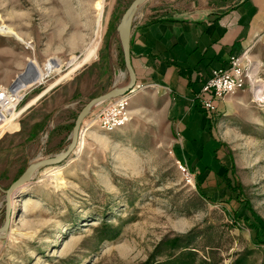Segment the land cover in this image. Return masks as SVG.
Wrapping results in <instances>:
<instances>
[{"label": "rangeland", "instance_id": "obj_1", "mask_svg": "<svg viewBox=\"0 0 264 264\" xmlns=\"http://www.w3.org/2000/svg\"><path fill=\"white\" fill-rule=\"evenodd\" d=\"M132 1L0 0V85L25 74L18 83L30 87L18 127L8 119L0 132V226L9 185L66 149L89 100L127 83L115 28ZM192 1L146 0L136 13ZM245 73L243 88L209 113L210 174L179 160L181 136L161 100L135 91L123 127L89 125L78 146L36 168L10 198L0 264H264V26L246 48ZM56 80L54 88H77L65 104L79 101L58 107L51 124L44 106L25 108Z\"/></svg>", "mask_w": 264, "mask_h": 264}, {"label": "crops", "instance_id": "obj_2", "mask_svg": "<svg viewBox=\"0 0 264 264\" xmlns=\"http://www.w3.org/2000/svg\"><path fill=\"white\" fill-rule=\"evenodd\" d=\"M150 13L143 9L135 13L131 25L129 55L135 75L133 92L161 100V112L181 136L177 138L179 160L199 176L208 175L209 168L216 169L217 162L209 129L210 114L194 98L213 69L246 51L262 31L264 0H196L165 13ZM34 72L29 79H36L38 73ZM23 77L27 78L22 74L18 80ZM57 82L50 83L45 92L32 99L25 111L35 105L44 106V115L52 124L59 113L58 107L73 110L79 98L66 104L62 100L65 92L72 95L77 88H54ZM10 120L9 129L17 128V122Z\"/></svg>", "mask_w": 264, "mask_h": 264}, {"label": "built area", "instance_id": "obj_3", "mask_svg": "<svg viewBox=\"0 0 264 264\" xmlns=\"http://www.w3.org/2000/svg\"><path fill=\"white\" fill-rule=\"evenodd\" d=\"M245 53L246 51L230 57L226 65L212 70L210 77L195 95L196 104L212 114L217 110L218 100L243 88L246 80ZM29 88L20 86L18 78H15L7 86L0 85V125L6 119L11 118L14 121L19 117L21 114L19 106ZM132 92L133 89L98 104L87 114L88 125L85 127L96 125L105 131L123 127L130 120L128 108ZM178 163L181 169L186 172L187 178H190L189 171L179 160Z\"/></svg>", "mask_w": 264, "mask_h": 264}, {"label": "water", "instance_id": "obj_4", "mask_svg": "<svg viewBox=\"0 0 264 264\" xmlns=\"http://www.w3.org/2000/svg\"><path fill=\"white\" fill-rule=\"evenodd\" d=\"M146 0H133L127 9L122 14L118 24L116 25V33L118 36V41L120 43L122 56H123V63L128 75V81L125 85L115 87L108 92L92 98L89 100L79 111L76 119L74 121V126L71 131V140L68 146L64 151L56 153L54 156L41 158L40 160L34 161L30 163L24 171L9 185V187L5 190L6 192V217L3 224L0 226V237H4L8 230L9 222H10V193H12V197L17 194V190L19 187L24 185L26 182L29 181L31 178L32 173L35 171L36 168L40 166L54 164L61 161L65 158L76 146L78 142V138L80 136V129L81 123L83 119L87 116V114L95 108L101 102L106 100L112 99L114 97L120 96L125 94L126 92L133 89L135 84V75L130 63V55H129V45H130V31L131 25L134 18L135 13L140 8V6ZM29 68V67H28Z\"/></svg>", "mask_w": 264, "mask_h": 264}, {"label": "bare ground", "instance_id": "obj_5", "mask_svg": "<svg viewBox=\"0 0 264 264\" xmlns=\"http://www.w3.org/2000/svg\"><path fill=\"white\" fill-rule=\"evenodd\" d=\"M7 120H8V119H6V120H4V121L2 122V124L0 125V129H2V128L5 126V123L7 122ZM86 125H88V124H86ZM83 127H84V128L81 129V133H82V131H87L88 129H90L89 126L85 127V125H84ZM77 146H78V144H77ZM53 173H54V172H53ZM57 174H59V173H57ZM24 185H25V184H24ZM24 185H22L21 187L18 188L16 196L18 195V192L23 188ZM12 193H13V191L10 193V198H11V199H13V198H12V195H11Z\"/></svg>", "mask_w": 264, "mask_h": 264}]
</instances>
